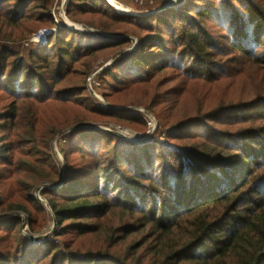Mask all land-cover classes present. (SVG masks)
<instances>
[{"label":"trees","instance_id":"trees-1","mask_svg":"<svg viewBox=\"0 0 264 264\" xmlns=\"http://www.w3.org/2000/svg\"><path fill=\"white\" fill-rule=\"evenodd\" d=\"M40 1L45 14L50 0H0V92L12 99L0 111V189L8 194H1L0 208L8 203L6 214L30 211L37 204L33 193L44 186L41 195L61 232L57 229L32 248L19 237L21 219H3L0 264H264V0H239L240 12L237 0H196L201 6L194 10L189 0H179L172 10L179 14L170 16L175 24L160 17L163 26L148 27L156 28L160 43L142 41L145 54H134L132 64L136 74L144 70L149 79H134L148 84L172 69L184 78V94L193 85L203 90L196 120L171 126L196 128L174 136L187 143L163 154L158 164L152 154L120 158L118 137L106 134L114 159L91 160V174L67 159L61 169L53 142L69 128L59 119L61 108L97 110L76 104L77 95L68 98L56 87L73 74L80 53L90 57L103 48H77L71 39L69 47H76L72 56L60 48L67 40L57 36L50 48L55 56L16 62L18 55L1 45L25 39V22H44L34 14ZM27 5H33L29 12ZM212 23L221 29L217 38ZM153 50L159 53L158 65L155 56L148 57ZM213 88L224 93L209 109ZM103 115L138 119L111 111ZM63 237L70 240L58 241ZM86 238L92 240L88 247ZM129 238L133 241L126 246Z\"/></svg>","mask_w":264,"mask_h":264},{"label":"rangeland","instance_id":"rangeland-1","mask_svg":"<svg viewBox=\"0 0 264 264\" xmlns=\"http://www.w3.org/2000/svg\"><path fill=\"white\" fill-rule=\"evenodd\" d=\"M90 1L95 0H50L49 10L45 14L40 9L44 1H40L34 14L37 18H39L38 16L44 17V22L40 25L25 22L29 30V35L25 39L17 43H1V45L5 50L18 55L16 62L21 59L27 61L33 55L36 58L55 56L56 53H52L50 48L55 43L57 36L60 41L67 40V45L63 44L60 48H65L72 56L75 55L76 47H69L71 39L75 40L77 48H95L97 46L103 48L90 57H85L87 53H80L81 59L73 64V74L56 87V92L64 94L68 98L75 99L74 96L77 95L79 103L76 104H86L97 110L96 114H92L84 109L70 106L61 108L59 119L69 126L63 136L53 142L55 162L61 169H66V159L77 166L82 164V169L89 168L88 163L91 160L109 162L112 158L114 159L113 149L109 148L106 134L118 137L117 143L122 146L120 158L128 161L131 157L135 159L152 154L155 155L158 164L159 158L163 154H168L174 151L173 148L181 147L187 143L186 141H177L173 137L196 128L193 124L185 127L184 131L177 129L181 124L188 125L186 122L196 120L199 104H203L201 93L204 91L195 89V85H193V89L189 87V93L184 94L186 89L184 78L178 77V72L175 70L166 69L148 84L137 83L139 79H134V77L140 76L144 77L139 81L149 79L144 70H138V74H136L132 64L133 55L137 53L136 57H139L145 54V49L141 47L143 40H149L152 45L160 43L156 28L149 30L148 27L152 24L156 27L163 26L160 17L171 24V20L175 18H170V16L179 14L175 13L177 11L172 12L175 6L170 4L174 0H98L94 6L90 5ZM178 1L176 0V4ZM197 2L189 0L187 2V5L190 4L189 9L194 10V7L198 9L201 5ZM234 2L236 1L234 0ZM32 6L27 5L25 11L29 12L33 8ZM240 6L241 3L237 0L236 7L238 8L235 10L240 12L242 9ZM7 7L8 5L3 8ZM125 16L138 18H126ZM173 24L175 23L173 22ZM212 24L210 25L211 34L215 37L219 36L221 29ZM166 37L168 40L170 36L166 34ZM120 41L127 43L124 46L112 48V44ZM48 43L50 47L44 49ZM148 54V57L155 56L153 57L154 64L158 65L157 56L159 53L153 50ZM124 74H127V78L123 80L122 75ZM134 74L136 75L134 76ZM122 81L123 83H121ZM134 81L136 83H132ZM84 83H87V86H84ZM83 88H87V91H84ZM223 93L221 89L219 91L213 88L210 94L211 98L207 101L209 109L215 107L213 104L217 105L221 101L218 96ZM11 102L12 99L9 96L0 92V111L4 110ZM171 104L176 106L168 110ZM150 107L152 109H149ZM174 108L176 110L172 111ZM109 111L120 116L138 117V119L129 121L103 115V112ZM52 112L51 110L50 113L52 114ZM156 114H162V118L157 119ZM176 123L179 126L172 129L171 126ZM65 136L67 143L63 144L61 141L65 140ZM134 136H139V138L134 139ZM93 151H96L99 157L90 158L87 156ZM65 154H68L67 158H65ZM90 172V169L85 170L87 174L92 173ZM81 178L83 177L81 176ZM91 180L93 182L96 179L93 177ZM61 186L62 184L58 188ZM43 189L44 186L33 193L37 204L31 207L30 211L6 214L5 212L10 211L8 203L0 208V226L4 224L1 222L5 218L19 217L22 222L19 237L32 248L41 240L50 238L48 236L59 229L55 216L49 206L47 207L44 203L46 197L41 195ZM4 190L0 189V196L2 194L3 198H6L8 194ZM71 192L70 189L65 193ZM57 232L60 233L61 229ZM141 237L142 233H139L136 238ZM38 238L39 241L34 240ZM65 239L70 240V237L59 238L58 241L63 242ZM132 241L133 239L129 238L126 246ZM84 242L88 247L92 240L86 238ZM39 246V248H43L42 245Z\"/></svg>","mask_w":264,"mask_h":264},{"label":"built area","instance_id":"built-area-1","mask_svg":"<svg viewBox=\"0 0 264 264\" xmlns=\"http://www.w3.org/2000/svg\"><path fill=\"white\" fill-rule=\"evenodd\" d=\"M170 5H171V6H175V5H176V0L172 1ZM64 142H65V140H62V141H61V143H64ZM56 150H57V149H56Z\"/></svg>","mask_w":264,"mask_h":264},{"label":"water","instance_id":"water-1","mask_svg":"<svg viewBox=\"0 0 264 264\" xmlns=\"http://www.w3.org/2000/svg\"><path fill=\"white\" fill-rule=\"evenodd\" d=\"M39 200L43 203V201L39 198ZM46 205H47V207H48V204H47V202H44ZM35 241H39V238L38 239H34Z\"/></svg>","mask_w":264,"mask_h":264},{"label":"bare ground","instance_id":"bare-ground-1","mask_svg":"<svg viewBox=\"0 0 264 264\" xmlns=\"http://www.w3.org/2000/svg\"><path fill=\"white\" fill-rule=\"evenodd\" d=\"M135 135V134H134ZM137 138H139V136H134V139H137Z\"/></svg>","mask_w":264,"mask_h":264}]
</instances>
